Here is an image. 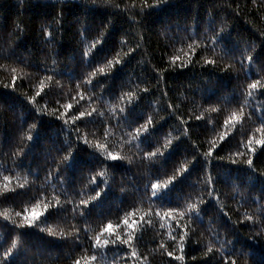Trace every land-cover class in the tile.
Listing matches in <instances>:
<instances>
[{
	"label": "trees",
	"instance_id": "1",
	"mask_svg": "<svg viewBox=\"0 0 264 264\" xmlns=\"http://www.w3.org/2000/svg\"><path fill=\"white\" fill-rule=\"evenodd\" d=\"M99 67L105 74L92 76ZM257 80L264 0H0V258L15 241L6 264L93 255L90 264H264V148L255 144L264 87H249ZM149 117L154 126L136 136ZM167 139L163 156L144 158ZM181 169L152 196V183ZM101 170L103 183H91ZM36 205L43 215L29 226ZM129 213L134 231L123 223ZM97 235L109 243L96 245Z\"/></svg>",
	"mask_w": 264,
	"mask_h": 264
},
{
	"label": "snow or ice",
	"instance_id": "2",
	"mask_svg": "<svg viewBox=\"0 0 264 264\" xmlns=\"http://www.w3.org/2000/svg\"><path fill=\"white\" fill-rule=\"evenodd\" d=\"M52 2L54 3H60V4H63L65 3V0H52ZM93 2H95V0H93ZM161 3H164V2H167V0H160ZM21 3H23V0H21ZM51 35V34H49ZM104 35V32L102 31L101 32V37H103ZM81 36H82V39L84 40L85 43H87V38H86V34L82 31L81 33ZM102 43V39H98L96 40L95 43H92L90 45V47L84 51H82V55L85 59H87L88 57L91 56V54L93 53V50H95L97 48L98 45H100ZM247 60L248 61H252L253 57L251 55H248L247 57ZM211 63V61H210ZM115 64H120V60H116L115 61ZM106 67H109V68H113L114 65H113V61L109 60L107 61V65ZM98 74H105V67H99L97 68L95 71H93L91 73L92 76H97ZM86 83L88 84H91L92 81L91 80H87ZM259 87H264V83H261L260 80H257L256 82L254 83H251L249 85V87L253 90L257 89ZM41 91H43V82L41 83ZM145 91H147V89H145ZM37 96L40 95V92H37L36 93ZM129 101H131L132 97H133V93H128L126 94ZM249 96L252 95V92H249L248 93ZM32 100L35 101V97H32ZM65 108L66 109H71L72 108V104H67L65 105ZM212 111H215V109H212ZM120 112H124V109L121 108L120 109ZM51 114V113H49ZM66 113H62L61 114V118L63 117V115H65ZM85 113H81L80 116H84ZM87 115H92L91 112L87 113ZM80 117H74V119H79ZM238 119V116H237V113L236 112H233L231 117L229 118V120L225 121L226 124L232 122V121H236ZM264 123V122H262ZM154 126V122L152 120L151 117H149L140 127H138L136 129V136H139L141 133L145 134L149 131L150 128H152ZM31 128L32 129H35L36 128V124H32L31 125ZM257 131H260V132H264V128H261V129H257ZM135 138V137H134ZM27 139L29 141H31L33 139V136L32 135H28L27 136ZM221 139H223V136L221 137ZM86 143H88V141H85ZM255 144L256 145H259L261 148H264V138H261V139H257L255 140ZM173 145V141L171 139H167V142L166 143H163L161 145H158L154 148V150H151V151H148V152H145L144 153V158L147 159V160H155V158L157 156H163L164 153L169 150L171 148V146ZM253 139H249L248 142H247V147H248V151L251 152V153H255L257 151L256 147H253ZM95 147L100 149L102 152L105 151V145L104 144H95ZM213 147H215V145H213ZM163 149V150H162ZM207 156L211 157L212 156V151L210 150L209 152L206 153ZM237 155H243L242 153H238ZM72 154L70 153L69 155H65L64 156V160L66 162H69L70 158H71ZM105 159L107 160H110V161H119L122 159V157L118 154H114L112 151H106V155H105ZM233 163H236L237 161L233 160L232 161ZM249 166H251L253 164V160L251 158L247 159L245 161ZM105 168H107V166L105 165L104 166ZM184 171H187L186 169H181V170H178L176 171L170 179H168L167 181H164L163 183H160V182H157V183H152L150 185V188H151V193H152V196L153 197H156L157 194L162 190V189H166L170 184L173 183V181H175L179 176L182 175V172ZM106 175V172L101 170L99 172H97L95 175L91 176L90 177V182L93 183V184H97L98 182H102L101 180H99L100 177H104ZM5 181H8V177L5 176L4 177ZM20 187H23V185H20ZM5 188H7V184H5ZM102 191L98 190L96 191L95 193V196L92 197L93 200H95L97 197H100ZM81 204L83 205H87L88 204V201L87 200H82L81 201ZM39 205H36L35 207L32 208V210L27 213L24 218H23V221L24 223H26L27 225L31 226L37 219H39V217L41 215H43V212L39 211ZM47 205L44 206V209L45 211L47 210ZM192 210H195L196 209V205L195 204H192L189 206ZM3 215L5 216V218H7L8 216V213L5 212L3 213ZM16 215H20V213H16ZM135 215L134 213H129L128 215H126L124 217V220H123V223L124 225L128 228V229H132L133 231L135 230V227H136V224H137V221L133 220L132 222H129V217L130 216H133ZM172 215V212H167L165 213V216H171ZM181 216L184 215V213H180ZM249 219H251L250 217H248ZM141 219H143V217H141ZM114 226L112 223H108L104 228H103V233H109V234H112L113 231H114ZM48 233L50 235H56L55 232H53V230L51 228L47 229ZM101 233V235L103 234ZM101 235H97L95 237V243L96 245H107L109 243V241L107 239L101 241ZM173 239H175L174 237H172ZM117 239H119V236H117ZM181 239H183L181 237ZM133 240V236L131 234L128 235V238L126 240H122V243L124 244H130L131 241ZM17 247L16 245V242L14 241L12 244H11V248H9L7 251L4 252L3 254V257L0 258V264H6V262L8 261L9 259V256L12 254V250L15 249ZM212 248L209 247L208 248V252H212ZM180 251L181 253L183 252V245L181 244L180 245ZM131 255L133 257H135L137 255L136 253V250L133 249L132 250V253ZM168 255L170 257H173L175 260L177 261H183L184 260V256L183 255H174V252L173 251H169L168 252ZM85 261H86V264H90V261H95L96 257L93 255L91 256L90 258V261H89V258L88 257H85L84 258ZM75 264H81V261L80 260H76L75 261Z\"/></svg>",
	"mask_w": 264,
	"mask_h": 264
}]
</instances>
